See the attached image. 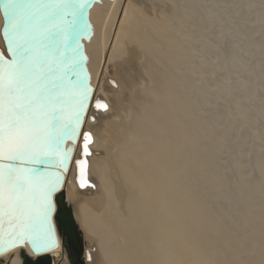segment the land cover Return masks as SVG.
I'll return each instance as SVG.
<instances>
[{
	"label": "bare ground",
	"instance_id": "1",
	"mask_svg": "<svg viewBox=\"0 0 264 264\" xmlns=\"http://www.w3.org/2000/svg\"><path fill=\"white\" fill-rule=\"evenodd\" d=\"M156 2L103 0L90 9L94 34L89 41L83 40L87 65L91 83L97 87L95 96L106 99L110 110L107 113L91 110V119L87 121L86 117L83 130H91L95 139L93 154L88 159L90 179L96 182V188L80 189L75 184L74 172L69 176L65 189L58 195L60 205L56 201L57 212L52 217L58 246L45 254L52 264H155L154 255L162 257L163 263L172 264L166 256V246L154 243L153 236L152 213L164 196L156 190L166 183H174L181 196L186 185H192L189 192L194 196L200 194L207 203L211 200V185L215 184L214 191L224 197L215 200L218 201L215 217L237 240L244 237L247 222L255 217L254 207L260 208L256 218L264 226V202H258V195H264V0H169L168 7L172 10L180 4L189 13L194 12V20L189 24L195 30L190 28L187 46L182 43L186 46L184 49L169 33L170 22L167 25L166 19L170 17L165 19L164 8L160 11L157 5L161 2ZM174 11L172 14L177 12ZM143 16L151 30L161 31L167 39L172 37L167 41L171 52L166 62L176 76L175 80L171 79V86L174 83L177 86L173 97H165L163 90L156 91L155 74L159 72L156 68L151 72L150 67L160 58L147 48L149 38L144 37ZM179 20L176 19V23ZM3 25L0 8V35ZM0 47L6 48L2 39ZM178 75L181 77L177 78ZM150 91L159 95H154V99L151 96V104ZM169 98L176 114L186 109L189 115L183 137L192 150L190 154L194 153L190 157L193 163L188 167L191 176L183 174L188 166L184 162L173 168L174 164L164 152L161 160L156 161L149 153V134L143 129L149 130L147 110L164 113V100ZM92 116L96 117L94 121ZM195 198L188 200L195 201ZM181 202L178 200L177 205ZM64 208L70 211L81 235L78 247L70 244L71 250L76 252V261L68 253V242L59 229V214ZM43 255L33 254L27 245L16 249L14 254L0 256V264H25L26 260L36 261ZM196 263L195 259L190 264Z\"/></svg>",
	"mask_w": 264,
	"mask_h": 264
},
{
	"label": "snow or ice",
	"instance_id": "2",
	"mask_svg": "<svg viewBox=\"0 0 264 264\" xmlns=\"http://www.w3.org/2000/svg\"><path fill=\"white\" fill-rule=\"evenodd\" d=\"M88 0H3L5 23L0 39V256L29 243L36 251L58 245L51 221L53 193L60 187L50 167L63 169L72 147L81 142L83 173L91 156L93 133L83 117L89 105L107 113L109 103L95 96L90 74L78 80L70 69L84 57L74 36ZM71 48V54L69 49ZM116 84L115 81L112 82ZM96 119L92 116V120ZM80 188L95 187L85 178ZM92 257L89 256V260Z\"/></svg>",
	"mask_w": 264,
	"mask_h": 264
},
{
	"label": "rangeland",
	"instance_id": "3",
	"mask_svg": "<svg viewBox=\"0 0 264 264\" xmlns=\"http://www.w3.org/2000/svg\"><path fill=\"white\" fill-rule=\"evenodd\" d=\"M156 1L162 3L161 4V3L156 2L160 11H163L162 9L164 8L162 15L165 16V19L167 17H170L167 19H171V20L174 19L172 21L171 20L167 21V19H166L167 25L170 22V24L168 25L170 28L166 26L167 28L170 29L169 33L171 34V36L174 39H177V41L179 40L178 41L179 47L183 46V49L186 48V46H187L186 44L188 43V41L186 40V37H188L189 30H191V29L193 30V28L195 30V27H192L189 24L190 21L192 22L194 20V16H193L194 12H192V14H193L192 15L187 10H185L186 9L185 7L180 6V4L175 7V9H174L175 11H174L168 7V1L169 0H163V1L162 0H159V1L156 0ZM163 3H164V5H163ZM181 8H182V10H181ZM183 8H184V11H183ZM176 10H177V12H176ZM198 10H197V13H200L201 10H199V11ZM173 11H174V13L175 12L176 13L172 14ZM179 12L180 13L182 12L181 13L182 15ZM183 12H185V18H184ZM187 13H189L187 16L188 19L186 18ZM176 19H178V20L180 19L179 21H181V22L179 23V21H177V23H176V21H175ZM173 22H174V25H172ZM187 22H188V24H187ZM148 24L149 23H148L147 19L143 16V25H145L144 28L146 31V32H144V37H147L150 39V40L149 39L147 40V42H149V43H147V48H149L150 51L152 50V52L155 51V52H153V53H155V56H158L160 58L159 61L158 60L154 61L155 65H152L150 67V71L152 70L151 72H153L155 68L159 72L158 74H155V78L157 77V79H158L157 85L158 86H159V84L162 85V88H161V86H159V87L156 86V91L159 92V90H161V91L163 90V94L165 95V97H171L175 93L174 89H176V87H177L175 83L172 84L173 86H171V83L173 82V80H175L176 76L173 75L174 73H171V71L168 69L171 67L168 66L169 65V63H167L168 61L166 62V60H168V56L171 52L170 50L168 51V49H167V48H169V46H168L169 42H167V41H168V39H172V37H168V39H167V37H165V35H163V33L161 31H160L161 33L160 32L156 33L158 31L151 30L150 29L151 25L149 26ZM181 26L182 27L185 26L186 29L182 28ZM172 27H173V29H171ZM178 27H179V29H178ZM181 28L184 30H182ZM181 30H182V32H181ZM178 31H179V33H177ZM175 32L179 35H177ZM149 34L152 37L148 36ZM160 34H162V36ZM180 34H182L183 40L185 38L186 41L184 40V42H183V40L181 39L182 36ZM156 36H159L160 39L158 38L159 39L158 40ZM154 38H156V39H154ZM154 41H155V43H154ZM182 43H185L186 46H184V44H182ZM155 46H159V47H157L158 48L157 52H156L157 48ZM152 47H155V50H153ZM159 48L160 49L163 48L164 51H166V50L167 51L166 52L161 51ZM162 54L164 55V58H165L164 60L162 59L163 58ZM162 62H163V64H162ZM165 65L167 67H165ZM162 66L165 67V69ZM166 72L167 73L170 72L169 74L171 75V78H170V75L167 74ZM180 77H181L180 75L177 76V78H180ZM161 78H162V80H161ZM171 79H173V80H171ZM159 80H161V82ZM156 91L148 92L149 93L148 99L150 101V104L153 102V100L150 99L151 96H152V99L155 98L154 95L156 97L159 96ZM154 92H155V94H154ZM150 93H151V95H150ZM169 99L164 100V104H166V109H165L164 113L163 112L160 114L157 112L151 113V111H152L151 109L147 110L148 122H149L148 123V129L149 130H147L146 127H143V129L146 131V134H149V139H148L149 143H150L149 144V153L152 154L153 156H155L154 158L156 161V160H161V154H162V152H164L163 154H166L167 157L169 159H171L172 163L174 164L173 168H175L176 166H180L179 165L180 163L182 165V163L184 162L188 166L184 170L183 174H186L187 176H191V174H189L190 172L188 171V167L191 165V163H193L192 159L190 161V157L192 158L193 157L192 154H194V153L190 154V151H192V150H189L190 148H188V146L186 144V140H184V137H183L185 125L188 122L187 117L189 115L187 116L188 112L186 109H182V111H179V109H178L177 112L179 111L182 113L176 114V110L173 111L171 109V106H170L173 101L171 100V98H169ZM182 104L183 103H182L181 98H180L179 105L182 106ZM177 120H178L179 124L177 123ZM184 120H186V121L183 123ZM151 143H153V144H151ZM158 143L161 144L160 147H159ZM162 147L164 149H166L167 152L164 151L162 149ZM167 149H169V150H167ZM181 155H183V156H181ZM205 167H206L205 171H206V173H208V170H209L208 167L209 166L206 165ZM204 174L205 173L203 172V175H201V179L204 176ZM189 186L190 185H186L187 188H184V190H183L184 195L183 196H181L182 194H179V193H181L180 191L178 193L176 192L177 189H176L174 183H172V185L166 183L162 187H160L162 189L159 188L158 190H156L157 193L160 192L164 196L162 199V203L159 204V206H157L154 209V212L152 213V215H153L154 243L159 244L161 246H166V249H168V252H167L168 254L166 256H167V258L170 259L169 263H172V264H180V263L181 264H190L193 261H195V259H196V262H197L196 264H203V263H205V264H219V263H221V264H264V256H263L264 255V246H263V244H264V226L261 225V222L256 218V215L259 214L260 208L256 207V208H259L257 210H255L256 209L255 207L253 208L252 213L254 214L255 217L253 219H251V221L249 220L250 223L247 222L246 228H247V226H248V228L247 229L245 228V232H247V233L244 232V237L240 240H237L233 236V234H231L227 230V228L223 227V224L215 217V215H216L215 209H216L217 202H218L215 200H219V198L222 200L224 199V197L221 195L220 192L217 194L216 193L217 191L216 192L214 191V189H216L214 187L215 184H212L211 188H210L209 197L211 198V200H209V203L202 201V199L200 198V194H199V196H194L193 194H191L190 192L192 191V189H190V188L192 187V185L190 187ZM188 188L190 189V192H189ZM198 191L200 193V189H198ZM185 194L187 197L185 196ZM217 195H218V199H217ZM195 197H197L198 200ZM189 198H193V199L195 198V201L192 199L195 202V204L192 203L193 201H190L191 199L188 200ZM212 198H214V199H212ZM263 199H264V195L260 193L258 195V202L263 203L264 202ZM178 200L180 202L182 201L183 204L181 202V203H179L180 205L178 206L177 205ZM197 202H199L198 205H197ZM190 203H192V205ZM168 205H169V207L167 210ZM190 205L194 207V208L193 207L190 208L192 210V212L189 209ZM212 205H213V207H212ZM197 206H199L200 208H198ZM196 208H198V209L195 210ZM199 209H201V210H199ZM167 211H169V213ZM193 212L196 213V214H194V216H192ZM198 212L199 213L203 212V213L199 214ZM204 212H206V213L204 214ZM186 214L189 217H187ZM199 215H203V217L202 216L199 217ZM208 215H209L210 219L206 218ZM204 216L206 219L204 218ZM201 218L203 221L204 220H206V221L203 222L201 220ZM183 221H184V223H183ZM189 222L190 223L192 222V224H189ZM197 222L199 225L195 224ZM193 224H195V226ZM180 226H181V228H180ZM188 226L189 227L192 226V229L188 228ZM194 227L196 229H194ZM259 229H261V230H259ZM160 233H161V236L159 235ZM162 233H163V235H162ZM261 233H263V234H261ZM212 239H214V240H212ZM259 240L263 243H260ZM160 242H161V244H160ZM185 243H187V244H185ZM198 243H200V244H198ZM172 244H173V246H172ZM188 244H190L189 247H188ZM176 245H178V246H176ZM196 245H198V246L195 247ZM203 246L205 247L206 251L205 250L203 251V249H204ZM66 249H67L68 253L71 254V256L73 257V259L75 261L78 260V258L76 256V252L69 249L67 244H66ZM183 250H185V251L183 252ZM214 250H216V251H214ZM193 251L194 252L196 251L197 253L195 252L196 253L195 254ZM154 256H155V264H165V263H163L164 260L162 259V257H159L157 255H154ZM172 257H173V259H172ZM219 257H221V259ZM213 258H214V260H213Z\"/></svg>",
	"mask_w": 264,
	"mask_h": 264
},
{
	"label": "water",
	"instance_id": "4",
	"mask_svg": "<svg viewBox=\"0 0 264 264\" xmlns=\"http://www.w3.org/2000/svg\"><path fill=\"white\" fill-rule=\"evenodd\" d=\"M100 2H101V0H88V3L85 5L87 11L84 13L83 17L79 19L78 27L76 28V31L74 33V36L78 35V39H76L74 41L73 47H75V45L78 43L80 46V53L78 56L70 58L69 64L74 63L75 60H79L81 56L84 57L83 64L81 65L80 68L70 69L68 72L69 76H73V72L75 73V75L73 76L74 81L78 80L80 77H82L85 74H90L88 72V69H87L88 56L85 52V44H84L83 40L89 41L90 38L94 34L93 24L90 21V9L94 6V4L100 3ZM2 7H3V0H0L1 11H2ZM2 14H3V11H2ZM3 17H4V15H3ZM4 23H5V19H4ZM2 31H3V28H2ZM5 47H6V45H5ZM69 54H71V48L69 49ZM90 81H91V75H90ZM67 140H71L73 143H75V141L72 139H67ZM67 140L65 141V147H69V146H66ZM54 168H55L54 166L50 167L49 172L51 170L54 171L53 170ZM57 202L60 205L59 198H58ZM59 220H60L59 229L61 228L60 230H63L64 238H65V241L68 242V246L70 247V244H71L72 245L71 247H73V248L78 247L79 241L81 239V235H80V231H79L77 225L74 224V222L72 220L70 211H68L64 208L62 210V212L59 214ZM51 221H52V218H51ZM52 224H53V221H52ZM53 227H54V225H53ZM54 231H55L56 239L58 241L55 227H54ZM28 246H29V248L33 254H35V255H43L44 254V255L36 261H31V260L28 261L29 260L28 259V260H26L25 264H52L50 257L48 255H45L46 252H48L49 250H40L37 252L36 251L37 245L29 243ZM56 247H53L52 249H54ZM71 247H70V249H72Z\"/></svg>",
	"mask_w": 264,
	"mask_h": 264
}]
</instances>
